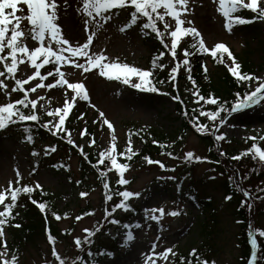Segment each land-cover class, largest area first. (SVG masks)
I'll return each mask as SVG.
<instances>
[{
	"label": "rangeland",
	"instance_id": "374dc122",
	"mask_svg": "<svg viewBox=\"0 0 264 264\" xmlns=\"http://www.w3.org/2000/svg\"><path fill=\"white\" fill-rule=\"evenodd\" d=\"M56 2L59 5L57 23L62 29V34L73 47L83 44L87 36L92 35L93 41L88 49L90 55L103 53L108 57L105 62L127 63L130 66L150 71L152 75L149 79L159 91H142L133 88L131 83L124 84L122 80H109L100 75L99 68L84 72L83 69L76 68L75 63H85L87 57L72 56L70 52H66L65 56L69 57V61L61 62L55 67L65 73V79L69 83H83L89 99L83 100L76 97L72 108L67 110L68 115L65 117L64 124L57 129L54 125L59 123L60 114L50 116L49 113H55V110L60 108L62 114L65 110L66 97L67 102L71 103V96H75V91L68 88L67 84L51 89L46 87L49 83L55 84L52 77L43 81L35 77L24 84L23 88L18 89L16 79L27 80L28 76H34V65L27 57L17 54V70L9 75L4 64H10L11 58L0 61V71L5 72V75L0 76V81H3L4 85L0 86V105L14 103L24 99L25 95L29 101L36 100L35 109H32L30 104L28 108H24L23 105H16V107L25 114L32 111L39 117V120L47 121L45 124L48 125L50 134L54 136L52 140L51 138L43 141L38 139L29 143L30 147L32 146L34 151L42 157L36 165V159L28 152L27 145L6 134L12 129L7 127L6 130H2L6 131L0 133V192L6 195L4 203L8 201L10 191L18 183H29L37 190L51 192L54 194L57 209L63 215L58 226L67 233L53 243L40 237V240L33 245L23 247L22 251L19 250V254L13 251L11 244L6 245L0 251V263L4 264L7 260L9 264H12V257L15 256L16 264H59L56 256L53 255V248H55L66 264H73V260L78 264L74 257L78 252L76 238L85 241L84 237L88 236L85 229L93 231L96 236L102 233L107 226L104 220L111 217L106 213L111 212L112 208L123 199L116 195L123 191L141 193L139 197L133 196L126 201L138 210L132 221H129L131 224L128 229L124 227L128 217L119 216V212L126 213L123 209H117L115 211L117 218L114 217L120 221L119 231L131 230L135 239L128 246L123 247L115 257H108L101 261V264H173L174 258L179 253L192 257V250L195 249L196 253L201 254L204 250V236L196 227L202 219L201 209L197 208L196 202L189 196L184 197L181 192L166 184L181 181L186 173L187 175L191 173L189 176L193 178L194 187L206 197L212 198V205L216 209L213 223L207 226V231L211 233L210 239H207L211 252L203 253L202 255L207 258L205 260L201 258L197 264H203V261H207L208 264L212 262L240 264L238 258L242 251L237 245L238 229L233 219L229 217L227 205L221 194L213 187H207L206 178L212 174L213 169L208 162L206 163V159L198 161L195 157L206 158L207 145L203 139L206 135L215 142L216 147L219 145L226 151L236 144L234 141L238 140L240 143L237 144L236 149L246 151L253 143L249 138L255 136L257 145L264 150V141L258 139L260 135H264V103L239 113L226 111L222 123L219 117L214 121L207 115H201L202 112L208 113L204 111L209 105L206 102L207 98H214L206 85L208 81L216 80L224 72L231 73L227 54H224L225 63H216L219 57L214 59L210 52H197L188 57L189 65H184L183 50L195 51L190 48L193 42L190 36L182 37L176 49L177 55L173 57L170 51L172 39L170 35L166 33L162 43L150 28L143 29L142 25L147 22V18L143 16H140L141 22L137 20L136 24L122 32L120 29L130 21V13L126 10L124 12L116 8L103 14L93 12V16L89 17L82 11L83 0H56ZM186 7L188 10L182 12V18L191 21L192 24L184 26L196 27L209 49L213 48L216 43H224L241 65V73L242 65L247 62L249 70L246 74L264 77V21L255 19L256 14L252 11L244 10L237 14L253 22L235 26L232 32H229L224 26L225 19L218 10V0H188ZM130 8L133 7L130 6ZM18 9L16 15L23 17L20 21V30L27 36L25 44L34 49L40 46V43L34 42L31 36H28L31 24L27 19L30 15L27 5L21 2ZM158 12L163 14L164 9L160 8ZM153 16L155 18V14ZM106 17L110 18L106 19ZM170 20L172 18L169 16H165L163 21L157 19L156 23L160 31H165L163 25ZM85 21L88 22L87 28ZM15 23L13 20L8 27L11 29ZM10 35L9 31L7 37ZM165 44L169 47H165ZM45 46H47V37ZM9 51L10 49L5 48L4 53L0 55L7 56ZM161 53L163 55H160ZM154 58L157 64L155 67L153 66ZM42 59V57L38 58L37 63H41ZM177 64L180 67L177 73L173 74L175 75V80H173L170 78V73ZM189 66L190 72L188 71ZM205 67L207 73L204 71ZM196 69L201 71L198 79L193 77V74L197 72ZM49 70L55 72L52 65H46L40 69L41 75L46 76ZM189 75L195 84L188 79ZM59 78L56 76V79ZM131 79L133 82H139L136 76ZM197 80L201 83L198 84ZM159 81H164V83H159ZM40 83H43L45 87L36 88V92L30 90ZM257 83L255 80L252 81L251 86L245 83V88L253 91ZM204 85L206 89L203 90ZM13 89L18 90L13 91ZM197 90L199 95L206 98L205 100L198 99V96L194 94ZM178 94L186 100V107H194L191 113L194 111L198 113L197 117L190 113L191 129H187L181 135L174 133L180 122L176 111L178 102L177 99H173V96H178ZM101 112L104 113V118L100 117ZM103 119H107L113 128L109 129L107 124L103 123ZM132 125L138 131H143L144 138L147 137L151 142L154 141L153 135H165L167 139L164 145L167 149L164 153L153 152L148 157L153 163L145 160L142 164L129 165L123 174V178L129 181L125 185L118 183L121 178L120 173L111 165L109 156L115 157L118 163H122V156L140 153L143 150L145 140H141L137 134L132 132ZM197 126H205L208 131L198 132ZM61 132L65 135L67 143L73 147L71 153L58 149V144L63 142L58 138ZM113 134L115 140H113ZM221 134L225 135L224 140L217 139V136ZM129 144L131 151H126ZM113 146L115 147L114 152L112 151ZM89 149L97 152L99 156L101 152H104L102 159L108 162V169L101 170L97 175V180L94 176L80 178L81 174L78 171L76 152ZM169 152L172 153L171 156L168 155ZM188 152L193 153V158H186ZM155 161L160 163H155ZM222 166L228 173L230 170L234 171L233 166L227 163ZM17 171L20 173L19 178ZM101 172H106L107 175L101 176ZM169 177H174V179H169ZM10 182L11 189H9ZM106 183L109 185L108 188L104 186ZM37 184L40 187H36ZM110 184H112L111 187ZM258 186L260 185L255 188H259ZM111 188L115 191L113 195ZM255 188L252 186L253 191ZM81 193H86V195L81 196ZM108 195L112 196L111 200L106 198ZM159 208L164 209V214L151 213V215L158 216L159 220L150 219V210ZM174 211L178 215H170ZM249 216L248 221L251 227L264 229V216L255 218V221ZM77 217L82 218L77 220ZM138 224L139 228L136 227ZM97 228L99 231H95ZM111 231L112 229L110 234L113 235ZM9 236V232H5L0 237L4 243H8ZM251 238H254L252 234ZM248 244L251 245L249 242ZM252 247L253 250H258L257 246ZM168 249L172 251L168 252Z\"/></svg>",
	"mask_w": 264,
	"mask_h": 264
},
{
	"label": "snow or ice",
	"instance_id": "6c2138e0",
	"mask_svg": "<svg viewBox=\"0 0 264 264\" xmlns=\"http://www.w3.org/2000/svg\"><path fill=\"white\" fill-rule=\"evenodd\" d=\"M27 5V9L30 15L27 16L28 21H30L31 29L28 33V36H31L34 42H39L40 46L35 47L34 49L30 46H26L25 40L27 39L26 34L20 30V21L23 19L21 16H17L16 13L19 10L18 5L21 4ZM187 4L188 0H83V8L82 11L87 14V16L92 17L93 12L96 14H103L108 12L110 9L120 8L123 9L126 6L133 7V11L130 13V21L125 25L124 28H121L120 31H125L126 28L132 27V25L137 23V20L140 16L147 18V22L142 25L143 29H151L152 32L156 33L157 37L160 38L161 42L163 43L165 34H169L171 39V46L170 51L173 57H176V49L178 47L179 42L181 41L182 37H192L193 42L190 45V48L195 51H189V49H184V56L185 59L183 60L184 65H189L188 57L195 55L197 52L199 53H209L214 59H217L218 63H225L224 54H227V57L230 61L229 71L234 77H237L238 80L242 83H248L251 86L253 80L257 81V86L253 91L246 92L243 98L237 100V102L232 105L230 108H224L223 105L218 106L216 111L208 112V113H201V115H207L212 120H216L220 117V113L223 111H231L233 113L243 112L257 104L264 103V77H257L252 74H242L240 69L241 65L236 61L235 57L233 56L232 52L224 43H216L215 46L209 49L205 45V41L201 36V33L197 30L194 26H184L185 24L191 25L192 22L182 18V12L187 11ZM218 10L222 13V16L225 19V28L227 31L232 32L235 26L244 25L247 23H252L251 19L243 18L242 16L238 15L237 13L250 10L255 13V19H259L264 21V0H218ZM59 5L57 4L56 0H0V53H4L5 48L10 49L7 56L0 55V61H6L9 57L11 58V63H5L4 68L6 69L7 74L11 75L17 70L18 59L17 54H22L23 56L27 57L31 64L34 65V76H28L27 80L25 79H16L15 83L18 86V89L23 88V85L28 83L29 80H33L35 77H39L41 81L46 80L48 77H52L55 81V84L49 83L46 85L48 88L58 87L63 84H67V87L73 89L75 91V96H71V103L65 102V110L61 114V109L57 108L55 113L50 112L49 115L60 114L59 123L54 125L55 128L60 129V127L64 124L65 117L68 115V109H71L73 104L76 102V97H80L83 100H88L89 96L85 89L83 83H69L67 79H65V73L61 72L59 68L55 66L60 64L61 62L67 63L69 61V57L65 56L66 52H70L72 56H81L87 57L85 63H75V67L78 69H83L84 72H89L91 69L99 68L100 75L108 78L109 80H122L124 84H130L133 88L140 89L142 91L148 92H156L159 89L152 85L151 80L149 77L152 73L148 70H142L138 67L130 66L127 63H119V62H105L108 60L103 53L100 54H89V46L93 41V36L89 35L86 38V41L73 47L67 38L62 34V29L58 25V10ZM163 8L164 13L160 14L158 9ZM8 10V11H6ZM155 14V18L153 16ZM165 16H169L172 18L170 21H166L163 25L165 29L164 32L160 31L157 27V19L163 21ZM110 18V17H106ZM15 20V26L11 29L8 27L13 23ZM174 21V23H173ZM88 22L85 21V25L87 28ZM174 28V30H172ZM11 32L10 37H7V33ZM7 37V39H6ZM47 37V46H45V39ZM67 46V47H65ZM165 47H169L168 44L164 45ZM160 55H163L161 53ZM42 57V62L37 63L38 58ZM46 65H52L55 68V72L49 70L46 76L41 75L40 69L45 67ZM153 66H157L156 58L153 59ZM161 67L163 65H160ZM180 65L177 64L175 67L171 69L170 78L175 80V73H177ZM190 72V66L188 68ZM205 73H207V68L204 69ZM5 75V72L0 71V76ZM56 76H59V79H56ZM136 76L139 79V82H133L132 77ZM207 78V77H205ZM189 80H192L191 75L188 76ZM159 83H164V81H159ZM192 83L195 84V81L192 80ZM0 86L3 85V81H0ZM45 85L43 83L37 84L36 87H32L30 90L32 92H36V88H43ZM18 89H13L16 91ZM195 95L198 96L199 100H205L206 98L202 95H199V91L197 90ZM240 93H237L239 96ZM173 99H179V96H173ZM207 103L216 105L217 98L209 97L206 100ZM29 104L31 105L32 109L37 107L36 100H28V97L25 95L24 99H20L15 101L14 103L9 102L3 105H0V130H6L9 124H13L16 121L13 119L14 116H18L20 121H38L39 117L34 112H29L25 114L20 108L16 107V105H23L24 108H28ZM187 115V113H185ZM100 117L104 118V113H100ZM221 123L223 122L222 117ZM7 122V123H6ZM50 123V122H49ZM103 123L107 124L109 129L113 128V125L108 122L107 119H103ZM44 127H48L47 124L43 125ZM196 130L198 132H205L208 131V128L205 126H197ZM27 131V130H26ZM114 133V130H113ZM218 140H224L225 135L221 134L217 136ZM253 141L251 147L246 150V153H252L253 158L258 157L260 161L264 162V150L259 147L256 143L257 137L253 136L250 137ZM260 141H264V135H260L258 138ZM27 140L31 141L32 136L29 134L27 136ZM113 140H115V135L113 134ZM71 143V139L69 140ZM93 143L95 141L93 140ZM55 149H53L54 151ZM112 151H115V147L113 146ZM126 151H131V147H129ZM223 154V153H222ZM33 155H37V153L33 152ZM105 155L104 152L100 153L101 159L99 160L100 164L104 163L102 157ZM124 155V153H121ZM168 155H172L171 152ZM186 158H193V153L188 152L186 153ZM111 160V165L119 170L120 173V180L118 183L120 184H128L129 181L123 178V174L127 169L128 165L123 163H118L115 157L109 156ZM130 159V157H129ZM149 163H153L151 159L145 157ZM196 160H203L206 158L203 157H195ZM233 159H240V156L233 157ZM155 163H160L159 161H155ZM163 167V165H161ZM110 170V169H109ZM106 172H101V176H106ZM20 173L17 171V177L19 178ZM169 179H174V177H169ZM105 188H108L109 185L106 183ZM36 187H40L39 184ZM239 187V186H237ZM9 189H11V182L9 184ZM20 189H15L11 191V200L12 204L6 205L5 211H0V236H3L4 226L6 224V217L14 218L11 214V209L15 207V202L18 197V193ZM33 188L25 186L23 188V192L31 193ZM86 195V193H81V196ZM116 195L123 197V199L116 204L111 212L107 214L111 216L113 212L117 209H123L124 211L130 210V205L126 203L129 198L136 196L139 197L141 193H133L131 191H123L118 192ZM245 195H249V193L245 192ZM108 200L112 199L111 195L106 197ZM6 195L4 192H0V204L5 202ZM226 199H231L230 196L226 197ZM251 206V205H250ZM39 208L43 211L45 209V204L40 203ZM107 211V210H106ZM159 212L161 215L164 214V209H152L150 210V219L152 220H159V217L156 215H151V213ZM18 215V214H17ZM53 215H56L53 213ZM170 215L176 216L178 215L177 212H171ZM67 216V214H65ZM57 219H60L59 216H56ZM82 217H77V220L81 219ZM113 224H120L119 220L113 219L111 221ZM19 227V225H15ZM126 229H128L129 225H124ZM137 228L140 225H136ZM88 232V236L84 237V240L88 243H91V237L94 235L93 231L88 229L84 230ZM95 231H99L97 228ZM259 235L264 237V230H258ZM124 235V244L122 247L128 246L131 241L135 239L133 231L129 230ZM251 235V233H250ZM49 240L52 241L53 237L49 235ZM75 243L78 247H81L83 241L80 238H76ZM252 244L254 246L257 245V240L255 238L252 239ZM6 246V243H5ZM172 249H168V252H171ZM258 252H264V249H258V251H254L251 255V259L249 264H257ZM90 255H94L89 253ZM53 255L56 256V259L59 261V264H66L65 260L59 256L56 252L55 248H53ZM106 255L112 256L113 253L107 252ZM191 255H196V250L193 249ZM16 257H12V264H16ZM183 260V258H181ZM199 257H197V261L199 262ZM4 264H9L7 260L4 261ZM73 264H76L75 260ZM191 264V262H189ZM203 264H208L207 261H203ZM215 264V262H212Z\"/></svg>",
	"mask_w": 264,
	"mask_h": 264
},
{
	"label": "trees",
	"instance_id": "16d2710c",
	"mask_svg": "<svg viewBox=\"0 0 264 264\" xmlns=\"http://www.w3.org/2000/svg\"><path fill=\"white\" fill-rule=\"evenodd\" d=\"M132 11L133 10L129 9L126 10L128 13H131ZM138 20V22H141L140 17ZM216 63L218 62L216 61ZM242 67L245 72L249 70V65L246 62L242 65ZM196 71L197 72L193 76L198 79L199 75H201V71L200 69H196ZM179 78L182 77L179 76ZM199 80H197L198 84L201 83ZM206 85H208L209 92L212 93L213 97L217 98V104H209L204 110L206 112L216 111L220 105H223L226 109L230 108L237 102V100H239V97L243 98L246 92H250L247 88H244V83L240 82L236 78H233L227 72L221 74L214 81L209 80ZM206 85L202 86L203 90L206 89ZM237 93H240V95L237 96ZM205 96L208 97L207 95ZM185 101L186 100L184 99L179 100L176 107V111L180 119L179 127L174 132L177 135H181L187 129H191V114L196 117L198 116L196 111L191 113L194 107H186ZM225 112L226 111L220 113L219 119L225 116ZM185 113H187V115H185ZM45 123L46 121H41L39 119L38 121L17 120L15 123L9 125L10 130L12 129L9 131L11 133L6 132V134H8L10 138H16L18 141L24 143V145H27V148L29 149L28 152L31 153L32 157L38 161L39 159L41 160L42 157H40L38 152L34 151L32 146L30 147L31 144L29 143L38 139L42 141L48 138H51V140L53 139L54 136L50 134L48 128L43 126ZM131 130L137 134L141 140H145V145L142 147L143 150L140 153H132L130 155L123 156V164L128 166L133 163L142 164L146 160L145 157H150L153 152L164 153V151H166L167 147H165L164 141L167 137L165 135H153L154 141L151 142L148 141L149 139L147 137L144 138V132L138 131L135 126L132 125ZM29 134L32 136L31 141L27 140V136ZM64 137V134L59 135V140L63 142L58 144V149L71 153L73 147L67 143ZM203 139H205V144L207 145L206 163L208 162L209 166L212 167L211 169H213V172H211L212 174L206 178L207 187H213V189L218 191L225 199L228 196L231 197V199H226V208L228 210L229 217L233 219V222L238 229L236 233L238 240L237 245L242 251L239 262L240 264H246V259L249 255L245 239L249 230L248 216L250 214L251 217H249L252 218L253 221H255L254 219L257 217L264 216V162L260 161L258 157L253 158V155L250 153L245 154L246 151L236 149V146L240 143V141L233 140L236 144H234L233 147L228 148L226 151L224 148L222 149L221 146L216 147L215 142L208 135L203 136ZM33 152L37 153V155H33ZM76 155L78 157V171L81 174L80 178H89L90 176H94V179L97 180L98 173L103 169H108V162L104 160V163L100 164V156L91 149L82 153L76 152ZM236 156H240V159H233V157ZM225 163L233 166V170L235 171L234 173L238 176L239 185H236L231 172L228 173L222 166ZM54 164L56 163L54 162ZM189 175L186 173L181 182H171V184H166L174 190L177 189L181 191L185 197L187 195H191L196 201L197 208L201 209L202 219L199 220L196 227L204 236V250L201 254L197 252L196 255H192V257L180 254L179 258H174L173 264H189V262H191V264H197V257L205 260L207 257L202 254L211 252L209 250L210 245L207 244V239H210L211 233L209 234L207 231V226L210 225V223H213L216 209L212 205V198L206 197L201 191L196 189L194 187L193 178ZM183 181L187 184L182 183ZM257 185H260L258 186L259 188H255ZM25 186L33 188L29 184L16 186L15 189H20L21 191L18 193L15 207L11 209V214L14 218L6 217V224L4 226L7 228L10 235V241H8L7 246L11 244L12 249L16 252V254H19L20 252L18 253V251H22L23 247L33 245L36 241L40 240V237L43 238V240L47 239L49 242L53 243L56 242V240H60L61 236L67 235L66 230L60 229L58 226L63 215L54 203V194L51 192H40L35 188H33L31 193H25L23 192V188ZM252 186L255 188L254 191ZM110 190L113 195L115 191L112 190V188ZM245 192L249 193V195L246 196ZM106 194H108V192ZM10 201L11 202L6 205L13 203L11 198ZM40 203L45 204V209L43 211L39 208ZM5 210L6 208H3L0 211ZM137 211L138 210L136 208L134 209L131 207L130 213L125 214L128 217L126 221L129 222V218L134 216ZM53 213L56 215H53ZM56 216H59L60 219H57ZM114 216L115 213L113 212L111 217L104 220L105 224H107L106 228L97 236L95 233L94 236L91 237V243L83 241L81 247L77 246L78 252L74 257L76 258V261H78V264H83L84 260L93 263L100 262L101 260L109 257L106 255L107 252H111L113 253L112 256H115V254L121 251L123 234L118 232L116 228L114 229L115 231L113 236L107 233L109 226H111L110 220ZM15 225H19V227H16ZM254 228L256 230V238L258 239V249H264V237H261L258 232V230L264 229L258 227ZM61 231H63L62 234ZM49 235L53 237L52 241L49 240ZM1 249L2 239L0 237V251ZM89 253L94 255H90ZM181 258H183V260ZM257 264H264V252H258Z\"/></svg>",
	"mask_w": 264,
	"mask_h": 264
}]
</instances>
